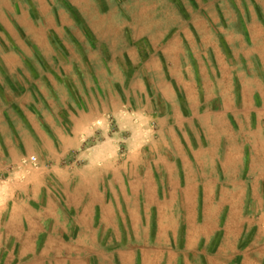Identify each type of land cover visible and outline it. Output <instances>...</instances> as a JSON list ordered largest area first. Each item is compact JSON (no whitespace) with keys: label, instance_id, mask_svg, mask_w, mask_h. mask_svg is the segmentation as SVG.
Segmentation results:
<instances>
[{"label":"rangeland","instance_id":"rangeland-1","mask_svg":"<svg viewBox=\"0 0 264 264\" xmlns=\"http://www.w3.org/2000/svg\"><path fill=\"white\" fill-rule=\"evenodd\" d=\"M0 264H264V0H0Z\"/></svg>","mask_w":264,"mask_h":264},{"label":"bare ground","instance_id":"bare-ground-1","mask_svg":"<svg viewBox=\"0 0 264 264\" xmlns=\"http://www.w3.org/2000/svg\"><path fill=\"white\" fill-rule=\"evenodd\" d=\"M216 3H217V2H216ZM157 5H158V4H157ZM4 9H5V8H4ZM14 9H15V8H14ZM142 10H143V8H142ZM166 14H167V13H166ZM210 24H211V23H210ZM221 26H222V25H221ZM171 27H172V26H171ZM185 27H186V26H185ZM183 28H184V27H183ZM183 28H182V29H183ZM182 29H181V30H182ZM210 30H212V29L210 28ZM165 31H167V30L165 29ZM215 31H216V30H215ZM160 33H161V32H160ZM222 33H223V32H222ZM165 34H166V33H165ZM202 35H205V34H202ZM199 36H200V35H199ZM205 36H206V35H205ZM205 36H204V37H205ZM208 36H210V34H209ZM195 38H197V37H195ZM203 39H204V38H203ZM210 39H211V38H210ZM204 40H205V39H204ZM197 42H198V41H197ZM204 42H205V41H204ZM206 42H207V41H206ZM210 43H211V42H210ZM256 43H257V42H256ZM256 43H255V44H256ZM258 44H259V43H258ZM208 45H209V44H208ZM204 46H205V45H204ZM202 47H203V46H202ZM252 48H253V47H252ZM206 52H207V51H206ZM251 52H252V51H251ZM207 54H208V53H207ZM215 56H216V55H215ZM217 56H218V55H217ZM234 57H235V56H234ZM226 58H227V57H226ZM221 61H222V60H221ZM221 68H222V67H221ZM247 69H248V68H247ZM247 69H246V70H247ZM232 71H234V70H232ZM224 73H225V72H224ZM220 74H221V73H220ZM225 74H226V73H225ZM225 74H224V75H225ZM222 75H223V74H222ZM232 75H233V74H232ZM223 77H224V76H223ZM190 78H191V77H190ZM221 79H222V77H221ZM222 80H224V79H222ZM224 112H225V111H224ZM223 122H224V121H223ZM220 125H221V124H220ZM223 128H224V127H223ZM228 130H229V129H228ZM218 134H219V133H218ZM232 134H233V133H232ZM211 151H212V150H211ZM246 177H247V176H246ZM143 249H144V248H143Z\"/></svg>","mask_w":264,"mask_h":264}]
</instances>
